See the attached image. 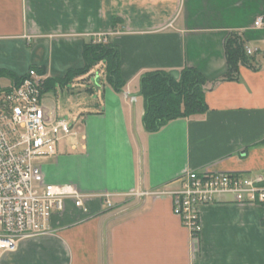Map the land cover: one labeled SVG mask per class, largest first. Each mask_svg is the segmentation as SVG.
Segmentation results:
<instances>
[{
  "label": "crops",
  "instance_id": "1",
  "mask_svg": "<svg viewBox=\"0 0 264 264\" xmlns=\"http://www.w3.org/2000/svg\"><path fill=\"white\" fill-rule=\"evenodd\" d=\"M234 33L255 50V68L221 81ZM90 40L118 48L125 86L84 89L96 99L75 135L33 163L46 183L112 194L111 207L93 198L83 213L66 201L47 234L21 241L1 264H264V207L201 206L194 237L168 195L189 170L264 174V0H0V71L62 78L83 67ZM184 68L204 77L207 111L147 133L141 75Z\"/></svg>",
  "mask_w": 264,
  "mask_h": 264
},
{
  "label": "built area",
  "instance_id": "2",
  "mask_svg": "<svg viewBox=\"0 0 264 264\" xmlns=\"http://www.w3.org/2000/svg\"><path fill=\"white\" fill-rule=\"evenodd\" d=\"M261 24V18L254 22L255 27ZM245 52L255 54L248 47ZM44 83L45 78L30 69L20 83L0 86V264L2 255L14 252L21 241L47 234L52 215L62 212L66 201L83 213L87 211L85 202L93 198L111 207L112 194L84 195L73 185L46 183L33 163L45 146L75 135L70 123L44 102ZM168 195L174 215L196 237L201 206L264 207V174L189 170Z\"/></svg>",
  "mask_w": 264,
  "mask_h": 264
},
{
  "label": "trees",
  "instance_id": "3",
  "mask_svg": "<svg viewBox=\"0 0 264 264\" xmlns=\"http://www.w3.org/2000/svg\"><path fill=\"white\" fill-rule=\"evenodd\" d=\"M117 23L119 20L113 18L112 28ZM245 47L240 35H228L224 42L226 73L221 81L237 79L240 66L255 68V56L247 55ZM82 58V68L71 69L62 78L45 79L44 92L49 93L55 91L56 87L65 88L73 83L85 84L84 89L90 91L96 88L98 81H103L115 93L122 91L125 81L121 75L119 50L116 46L90 40L83 45ZM37 72L43 74L44 70L39 68ZM2 75L10 76L12 84H18L25 78L0 71V77ZM91 77H94L95 86L91 83ZM205 84L204 77L194 68H184L177 79L159 70L141 75L139 94L143 99L141 123L144 130L154 134L174 120L205 113L208 109ZM261 144H264V140Z\"/></svg>",
  "mask_w": 264,
  "mask_h": 264
},
{
  "label": "rangeland",
  "instance_id": "4",
  "mask_svg": "<svg viewBox=\"0 0 264 264\" xmlns=\"http://www.w3.org/2000/svg\"><path fill=\"white\" fill-rule=\"evenodd\" d=\"M91 83L95 86L94 77H91ZM5 84V81H1L0 86ZM84 88L85 84L81 83L69 85L67 88L56 87L55 91L49 92L48 96L44 97V102L56 110L59 118L79 129V115L90 110L89 104L96 99L95 95L86 93Z\"/></svg>",
  "mask_w": 264,
  "mask_h": 264
},
{
  "label": "water",
  "instance_id": "5",
  "mask_svg": "<svg viewBox=\"0 0 264 264\" xmlns=\"http://www.w3.org/2000/svg\"><path fill=\"white\" fill-rule=\"evenodd\" d=\"M169 75L173 77L174 79H177L179 77V72L172 70V71H169Z\"/></svg>",
  "mask_w": 264,
  "mask_h": 264
}]
</instances>
